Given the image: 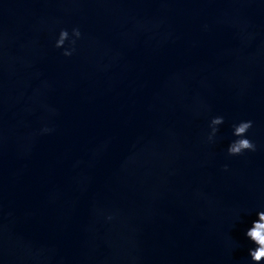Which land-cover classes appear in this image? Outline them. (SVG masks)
<instances>
[{
	"label": "water",
	"instance_id": "obj_1",
	"mask_svg": "<svg viewBox=\"0 0 264 264\" xmlns=\"http://www.w3.org/2000/svg\"><path fill=\"white\" fill-rule=\"evenodd\" d=\"M262 207L264 0H78L0 60V264H252Z\"/></svg>",
	"mask_w": 264,
	"mask_h": 264
},
{
	"label": "clouds",
	"instance_id": "obj_2",
	"mask_svg": "<svg viewBox=\"0 0 264 264\" xmlns=\"http://www.w3.org/2000/svg\"><path fill=\"white\" fill-rule=\"evenodd\" d=\"M69 31L62 28L55 39L54 47L63 49L62 55L70 57L75 51L76 40L81 38L79 28L74 27L71 30L72 47L65 48V42L69 40ZM225 123V118L222 115L212 116L208 123L210 132L207 134V141L215 143V138L220 130V127ZM253 127V121L239 120L231 125V134L234 137L226 147V154L229 157L242 156L246 152H255L257 150L256 143L248 137L249 130ZM50 131V129H44ZM224 170H228V166L224 165ZM111 219V217H108ZM245 238L251 243L252 247L248 249V255L252 264H264V207L258 209L255 213V218L251 220L250 226L245 229Z\"/></svg>",
	"mask_w": 264,
	"mask_h": 264
}]
</instances>
